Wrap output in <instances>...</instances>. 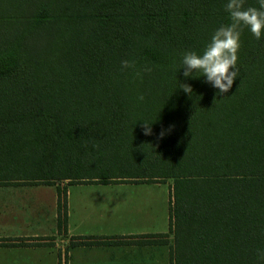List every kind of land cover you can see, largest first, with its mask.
Wrapping results in <instances>:
<instances>
[{"label": "trees", "instance_id": "1", "mask_svg": "<svg viewBox=\"0 0 264 264\" xmlns=\"http://www.w3.org/2000/svg\"><path fill=\"white\" fill-rule=\"evenodd\" d=\"M227 2L0 0V147L26 140L45 152L107 135L130 142L140 168L56 176L37 173L49 165L31 158L9 167L35 174L0 182L172 179L171 264H264V34L257 40L242 31L239 76L225 95L181 69L185 52L201 53L231 23ZM244 7L259 8V0ZM125 60L134 66L122 68ZM180 83L191 85V96ZM143 121L153 122L152 135H144ZM58 192L63 231L66 186Z\"/></svg>", "mask_w": 264, "mask_h": 264}, {"label": "crops", "instance_id": "2", "mask_svg": "<svg viewBox=\"0 0 264 264\" xmlns=\"http://www.w3.org/2000/svg\"><path fill=\"white\" fill-rule=\"evenodd\" d=\"M64 180L0 182V264H171L170 191L148 186L160 182Z\"/></svg>", "mask_w": 264, "mask_h": 264}, {"label": "rangeland", "instance_id": "3", "mask_svg": "<svg viewBox=\"0 0 264 264\" xmlns=\"http://www.w3.org/2000/svg\"><path fill=\"white\" fill-rule=\"evenodd\" d=\"M0 147V163L5 164L0 171V176L5 175H32L37 171L33 169H22L21 166L10 168L15 160H21L27 164L31 158L38 159L48 164V168H40L37 173L55 174L56 176L64 173H72L73 176H116L129 175L136 173L140 168L131 160L134 157L135 148L131 150L130 142L112 139L107 135H100L97 138L77 140L70 145V140L63 144L51 145L43 152V147H36L30 141H10L3 143ZM132 154V155H131ZM18 168V169H15ZM14 169V170H13ZM43 181V180H42ZM68 180H55L56 183H67ZM173 183L172 179L166 182L150 183L148 186L161 190L166 198L168 197L169 186ZM62 184L61 187H64ZM173 239V233H171Z\"/></svg>", "mask_w": 264, "mask_h": 264}, {"label": "clouds", "instance_id": "4", "mask_svg": "<svg viewBox=\"0 0 264 264\" xmlns=\"http://www.w3.org/2000/svg\"><path fill=\"white\" fill-rule=\"evenodd\" d=\"M244 3L245 0H228L225 10L229 13L231 23L219 27L201 53L187 51L183 54L181 69L184 70L185 78L202 76L206 83L218 90L219 95H225L232 89L234 81L239 76L237 61L242 31L248 28L257 40L264 34V0H259V8H245ZM132 66L134 63L122 61V68ZM144 71L150 72L151 69L145 68ZM179 88L190 96L193 92L191 85L187 83H180ZM138 99L142 101L143 95ZM152 123L143 121L144 135L153 134ZM172 127H169V131ZM164 136L165 131L162 130L158 138L163 139Z\"/></svg>", "mask_w": 264, "mask_h": 264}]
</instances>
